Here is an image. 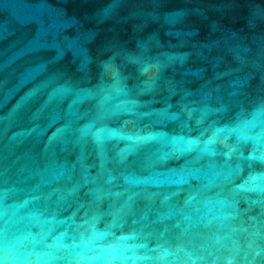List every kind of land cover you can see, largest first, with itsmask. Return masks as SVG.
Masks as SVG:
<instances>
[{
    "label": "water",
    "instance_id": "95a60500",
    "mask_svg": "<svg viewBox=\"0 0 264 264\" xmlns=\"http://www.w3.org/2000/svg\"><path fill=\"white\" fill-rule=\"evenodd\" d=\"M0 264H264V0H0Z\"/></svg>",
    "mask_w": 264,
    "mask_h": 264
}]
</instances>
